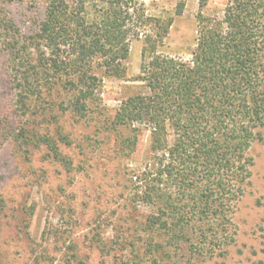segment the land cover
Listing matches in <instances>:
<instances>
[{"label":"trees","instance_id":"16d2710c","mask_svg":"<svg viewBox=\"0 0 264 264\" xmlns=\"http://www.w3.org/2000/svg\"><path fill=\"white\" fill-rule=\"evenodd\" d=\"M208 3L199 0L190 61L156 53L185 1L174 15L162 16L150 12L147 0H43L33 33L9 19L2 35L18 111L67 113L95 120L103 131L131 127L122 149L150 130L154 155L134 171L133 198L152 208L143 225L149 264H164L171 250L185 246L222 250L251 176L250 148L264 139V0H227L220 17L202 12ZM135 39H144L137 80L147 91L107 116L102 81L125 76ZM21 128L14 138L24 150L45 144L67 171L75 168L55 140L33 125ZM65 263L84 264L74 245ZM120 263L124 259L115 260Z\"/></svg>","mask_w":264,"mask_h":264},{"label":"rangeland","instance_id":"374dc122","mask_svg":"<svg viewBox=\"0 0 264 264\" xmlns=\"http://www.w3.org/2000/svg\"><path fill=\"white\" fill-rule=\"evenodd\" d=\"M42 1L0 0V264H66L70 245L84 264H115L117 259H124L120 264H149L143 225L152 208L133 198L134 171L154 155L150 130H142L136 145L124 144L122 149L120 141L133 135L131 127L103 131L92 119L76 120L48 110L23 114L16 108L2 35L9 19L33 33ZM179 1H185L183 13L174 17L156 53L190 61L196 47L199 0H147V4L151 13L168 16L174 15ZM226 3L209 0L202 12L220 17ZM144 47V39L132 41L125 76L103 79L100 95L107 116L126 98L147 91L137 80ZM29 125L55 140L75 168L67 171L45 144H31L28 151L19 146L14 136ZM249 154L251 176L232 214L228 243L215 254L193 252L186 246L176 253L171 250L164 264H264V139L254 142Z\"/></svg>","mask_w":264,"mask_h":264}]
</instances>
